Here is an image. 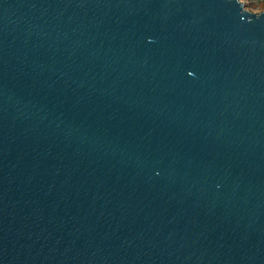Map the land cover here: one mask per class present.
Instances as JSON below:
<instances>
[{
    "label": "water",
    "instance_id": "95a60500",
    "mask_svg": "<svg viewBox=\"0 0 264 264\" xmlns=\"http://www.w3.org/2000/svg\"><path fill=\"white\" fill-rule=\"evenodd\" d=\"M244 5L0 0V264H264Z\"/></svg>",
    "mask_w": 264,
    "mask_h": 264
},
{
    "label": "built area",
    "instance_id": "2783aa9c",
    "mask_svg": "<svg viewBox=\"0 0 264 264\" xmlns=\"http://www.w3.org/2000/svg\"><path fill=\"white\" fill-rule=\"evenodd\" d=\"M240 3H243V4H245L244 6V8L246 9V7L248 6V8H250V9H252V10H259V11H261V12H263L264 13V0H243V1H241V0H238ZM259 6H261V7H259ZM261 9V10H260ZM246 10H248V9H246ZM252 13H254V12H252ZM255 13H257V12H255Z\"/></svg>",
    "mask_w": 264,
    "mask_h": 264
},
{
    "label": "rangeland",
    "instance_id": "374dc122",
    "mask_svg": "<svg viewBox=\"0 0 264 264\" xmlns=\"http://www.w3.org/2000/svg\"><path fill=\"white\" fill-rule=\"evenodd\" d=\"M241 1H243V0H241ZM259 7H261V6H259ZM246 9H248L250 12H254V13H255V12H259V10H256V11H255V10H252V9L248 8V6L246 7ZM260 10H261V9H260Z\"/></svg>",
    "mask_w": 264,
    "mask_h": 264
}]
</instances>
